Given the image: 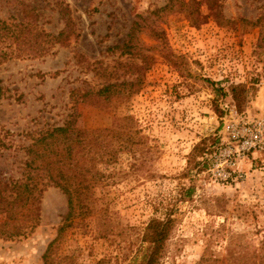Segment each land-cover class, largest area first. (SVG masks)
<instances>
[{"label":"rangeland","instance_id":"374dc122","mask_svg":"<svg viewBox=\"0 0 264 264\" xmlns=\"http://www.w3.org/2000/svg\"><path fill=\"white\" fill-rule=\"evenodd\" d=\"M58 1L69 6L76 36L44 57L0 66L7 90L0 100V177H21L25 147L51 127L75 121L81 129L102 130L115 116H133L141 130L133 134L132 150L103 168L96 213L87 227L61 236L59 254L83 264L139 263L147 223L174 204L179 224L165 264H198L205 252L223 259L232 241L240 249L262 250L264 151L225 164L228 180L216 163L239 148L234 133L245 122L264 117V25H258L264 0H218L220 20L198 26L175 10L153 16L133 41L144 57L121 47L134 19L168 0H0V18H20L30 4L38 14L35 25L57 35L64 27ZM152 29L164 39L154 38ZM114 83H124L119 89L126 93L139 91L123 101L124 94L112 101L97 95ZM232 87L240 89L234 94ZM190 187L192 195L185 196ZM67 210V196L49 187L35 231L0 238V264H44ZM101 229L106 232L100 235Z\"/></svg>","mask_w":264,"mask_h":264},{"label":"trees","instance_id":"16d2710c","mask_svg":"<svg viewBox=\"0 0 264 264\" xmlns=\"http://www.w3.org/2000/svg\"><path fill=\"white\" fill-rule=\"evenodd\" d=\"M205 4L209 10L207 15L203 14ZM55 7L64 21V27L57 35L47 33L35 25L38 14L30 4L23 5L20 18H0V66L13 58L44 57L56 46H62L76 36L69 6L58 1ZM173 10L186 13L189 20L197 26L210 18L220 20L222 15L218 0H168L166 6L153 10L150 16H137L134 19L128 40L121 47L123 53L144 57L142 45L136 47L133 44L137 33L153 16L159 18L162 13ZM263 22L264 18L261 17L258 25L260 23L263 27ZM152 31L154 38L164 39L160 29ZM124 86V83L110 84L97 95L112 101L116 94H124L119 99L123 101L139 91L135 89L126 93L119 89ZM239 89L232 87L231 90L236 94ZM6 92L0 79V100L5 97ZM135 126L137 127V121L133 116H115L111 128L102 130L81 129L75 121H69L63 126L36 133L32 137V143L25 147L21 177H0V238L16 240L31 235L41 221L44 192L49 187H55L67 196L68 210L62 218L57 238L50 242L43 255L44 264H83L72 256L59 254L61 236L72 227H87V220L96 213V187L107 177L103 168L116 163L122 152L132 150L129 143L133 134H141V130L135 129ZM0 145L4 146L1 140ZM192 193L193 187H190L185 196H191ZM175 207V204L166 207L161 216L149 220L142 237L144 254L136 264L166 263L170 252L169 243L179 224ZM99 232L101 235L106 230ZM226 251L223 259L214 258L205 252L198 264H264V248L240 249L232 241Z\"/></svg>","mask_w":264,"mask_h":264},{"label":"built area","instance_id":"2783aa9c","mask_svg":"<svg viewBox=\"0 0 264 264\" xmlns=\"http://www.w3.org/2000/svg\"><path fill=\"white\" fill-rule=\"evenodd\" d=\"M233 112L234 111H232V113ZM234 113L237 114V112ZM234 138L238 139L241 143L239 148L235 151H231L227 154V157H224L221 161L218 160L216 163V171L219 173L220 177L225 180L232 177V173L225 170V164L227 166H229V164L235 166L237 164V159L244 156L247 152L264 151V117L245 122L239 134L234 133Z\"/></svg>","mask_w":264,"mask_h":264}]
</instances>
